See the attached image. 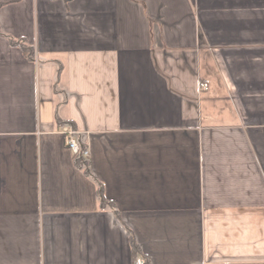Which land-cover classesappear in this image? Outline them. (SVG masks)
I'll return each instance as SVG.
<instances>
[{
    "label": "crops",
    "instance_id": "obj_1",
    "mask_svg": "<svg viewBox=\"0 0 264 264\" xmlns=\"http://www.w3.org/2000/svg\"><path fill=\"white\" fill-rule=\"evenodd\" d=\"M138 258L264 264V0H0V264Z\"/></svg>",
    "mask_w": 264,
    "mask_h": 264
},
{
    "label": "built area",
    "instance_id": "obj_2",
    "mask_svg": "<svg viewBox=\"0 0 264 264\" xmlns=\"http://www.w3.org/2000/svg\"><path fill=\"white\" fill-rule=\"evenodd\" d=\"M67 134H68L67 145L69 149L74 153V155L80 154L84 159L88 160L90 158V150L85 146H83L76 137L78 131L74 128H70ZM134 264H145V260L142 258H138L134 262Z\"/></svg>",
    "mask_w": 264,
    "mask_h": 264
},
{
    "label": "trees",
    "instance_id": "obj_3",
    "mask_svg": "<svg viewBox=\"0 0 264 264\" xmlns=\"http://www.w3.org/2000/svg\"><path fill=\"white\" fill-rule=\"evenodd\" d=\"M81 144H82L83 146H85L82 142H81ZM75 160H76V163H77L80 167H82L84 170H86L87 172L90 170V169H89V166H88V160L84 159V158L82 157V155H80V154L75 155ZM99 192H100V198H101L102 202H103V203H108V202L106 201V199H105L103 193H102V188H101V186H99ZM132 245H133V248H134L136 251H138V246H137V244L135 243V241H133ZM145 263H146V261H145Z\"/></svg>",
    "mask_w": 264,
    "mask_h": 264
}]
</instances>
